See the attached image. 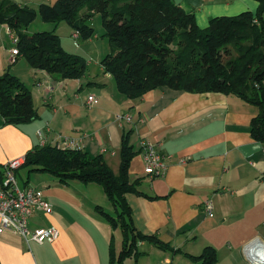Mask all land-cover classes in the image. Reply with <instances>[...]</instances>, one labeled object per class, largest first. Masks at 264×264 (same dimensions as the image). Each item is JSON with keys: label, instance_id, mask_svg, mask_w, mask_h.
<instances>
[{"label": "crops", "instance_id": "1", "mask_svg": "<svg viewBox=\"0 0 264 264\" xmlns=\"http://www.w3.org/2000/svg\"><path fill=\"white\" fill-rule=\"evenodd\" d=\"M10 1L38 9L58 0ZM181 3L194 12L199 27L216 16L255 12L259 5L257 0ZM13 36L0 24V76L9 71L25 83L39 116L13 124L0 114V168L40 145L43 129L49 143L58 135L82 136L83 150L91 156L102 154L118 173L123 135L131 131L130 142L139 152L131 160L129 177L138 179V189L148 196L129 192L126 199L137 228L170 246L162 249L139 240L140 254L132 258L140 263L144 258V264H205L193 256L212 247L217 253L214 264H249L243 245L255 237L264 239V145L250 131L257 105L224 92L170 87L130 98L119 91L101 61L97 70L89 69L88 63L84 76L64 79L33 67L22 54L13 56ZM64 41L61 45L67 50ZM90 94L98 97L97 104L87 103ZM124 113L132 115V122L116 120ZM148 141L168 156L161 177L144 171L142 145ZM26 183L42 189L52 205L51 213L32 215L29 227L55 226L60 234L53 242L28 244L12 231L1 232L0 264H110L114 228L102 213H109L105 205L110 200L101 184L64 183L53 174L29 171ZM207 199L214 202V216L205 209Z\"/></svg>", "mask_w": 264, "mask_h": 264}, {"label": "trees", "instance_id": "2", "mask_svg": "<svg viewBox=\"0 0 264 264\" xmlns=\"http://www.w3.org/2000/svg\"><path fill=\"white\" fill-rule=\"evenodd\" d=\"M257 1L255 12L216 16L206 27H199L194 12L174 0H58L42 3L38 9L0 0V24L13 31L19 53L33 67L64 79L80 78L87 71V61L66 51L54 30H25L40 15L55 25L65 21L79 37L89 39L95 33L91 21L101 13L104 35L110 42V51L101 64L120 92L138 98L150 90L170 87L236 95L259 107L250 131L264 145V0ZM0 114L13 124L39 116L30 89L9 71L0 76ZM130 133L123 135L118 173L102 154L91 156L83 149H63L51 143L33 147L22 166L29 172L53 174L64 183L79 180L103 186L115 214L102 213L122 233L119 251L115 238H111L110 264L137 259L139 240L170 249L156 234H145L137 228L126 199L129 192L148 196L138 189L139 180L129 177L131 160L139 152L130 142ZM2 174L0 168V180ZM193 258L214 264L217 253L207 247Z\"/></svg>", "mask_w": 264, "mask_h": 264}, {"label": "built area", "instance_id": "3", "mask_svg": "<svg viewBox=\"0 0 264 264\" xmlns=\"http://www.w3.org/2000/svg\"><path fill=\"white\" fill-rule=\"evenodd\" d=\"M256 21V20H255ZM76 46L79 45V33L72 34ZM14 43L17 37L13 36ZM19 49L15 46L12 55H19ZM12 60H15L13 57ZM98 97L90 94L87 99L89 105L97 104ZM116 120L122 122H132L130 113L118 114ZM41 144L49 143L43 129L39 131ZM51 143V142H50ZM63 149H83V137H72L58 135L52 143ZM142 155L144 160V171L151 177L163 176L168 168V156L159 152L152 142H144L142 145ZM25 163V157H18L8 161L3 166V174L0 180V233L12 231L20 235L28 244L34 241L39 244L53 242L59 237L60 230L55 227H38L31 229L29 221L32 215L38 212L51 213L52 205L47 199L42 189L29 185L22 188L17 180L16 172ZM205 209L209 216H214V202L212 199L205 201ZM243 251L249 264H264V239L255 237L243 245ZM163 264V263H160Z\"/></svg>", "mask_w": 264, "mask_h": 264}, {"label": "rangeland", "instance_id": "4", "mask_svg": "<svg viewBox=\"0 0 264 264\" xmlns=\"http://www.w3.org/2000/svg\"><path fill=\"white\" fill-rule=\"evenodd\" d=\"M91 22H92V26L94 28L95 33L89 39L79 37L78 38L79 47L76 46L75 44V40L70 33L71 28L67 22H62L63 23L62 25L64 26L61 27L59 30L55 31L54 28H56L57 25H55L53 22L44 21L40 17V15H38L37 18L28 25L29 26L28 29L30 33L37 32V31H53L54 30L59 35L60 40L62 39L63 41L65 40L64 42H67V46L69 48L67 49L69 50L68 52L83 56L84 59L87 61V63H91V65L89 66V69L94 71V70L99 69L100 65L98 63L110 51V42H109L108 37L104 35L105 28L103 26L101 13H96ZM112 81L114 83V80ZM27 176H28V168L26 167H22L16 172L18 183L22 188L29 186L28 185L29 183H26ZM105 206H107L106 211H108L111 214H114L112 204H110V202H109V206L108 205H105ZM113 234L115 237L116 249L119 251L121 249V242H122L121 230L114 229ZM142 261H143L142 263L137 262L136 260H134V258L131 257L127 259L125 263L126 264H144L145 259L143 258Z\"/></svg>", "mask_w": 264, "mask_h": 264}, {"label": "water", "instance_id": "5", "mask_svg": "<svg viewBox=\"0 0 264 264\" xmlns=\"http://www.w3.org/2000/svg\"><path fill=\"white\" fill-rule=\"evenodd\" d=\"M176 4H180L182 0H174Z\"/></svg>", "mask_w": 264, "mask_h": 264}]
</instances>
